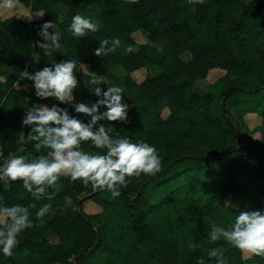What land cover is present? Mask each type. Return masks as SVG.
Here are the masks:
<instances>
[{"label":"trees","instance_id":"1","mask_svg":"<svg viewBox=\"0 0 264 264\" xmlns=\"http://www.w3.org/2000/svg\"><path fill=\"white\" fill-rule=\"evenodd\" d=\"M21 1L44 15L26 21L0 14L2 156L35 158L46 151L37 152L35 142L26 140L31 126L23 118L44 99L21 73L75 59L79 85L73 104L52 98V105L88 122L90 117L74 111V103L91 105L101 98L90 91L91 78L102 80L104 91L120 86L129 105L128 121L101 123L112 135L154 145L162 165L155 175L127 178L117 198L62 177L53 200H35L22 181H0V206L36 205L30 208L35 226L19 235L11 257L0 251V264H215L207 253L219 247L227 264H264V257H243L223 239L209 238V219L228 228L240 211L264 210V0ZM76 14L99 22V31L74 37L68 27ZM46 21L61 31V48L51 56L36 43L42 41L38 32ZM136 30L145 34L138 45L132 35ZM114 38L121 41L115 52L95 55L102 40ZM128 47L131 53L125 51ZM182 53L189 57L183 59ZM34 55L40 56L39 63ZM149 65L159 66L160 72L139 80L133 76ZM116 66L120 73L113 72ZM214 67L224 73L204 93L195 91L196 79ZM247 113L258 114L261 122L249 128ZM255 131L258 137L252 136ZM21 135L24 143L17 142ZM82 147L101 151L90 142ZM227 191L238 197L237 207L225 204ZM65 197L72 198V206L65 205ZM87 198L100 210L86 212ZM46 203L52 207L40 225L35 212ZM5 220L0 213V222Z\"/></svg>","mask_w":264,"mask_h":264},{"label":"clouds","instance_id":"2","mask_svg":"<svg viewBox=\"0 0 264 264\" xmlns=\"http://www.w3.org/2000/svg\"><path fill=\"white\" fill-rule=\"evenodd\" d=\"M136 3L137 0H129ZM203 3V0H196ZM6 8L16 7L15 0H3ZM44 13L37 14L42 17ZM100 24L91 17L82 14L73 16L68 31L76 38H82L89 33L99 31ZM49 29H53L50 32ZM38 35L42 41H37L39 48L43 49L45 56L61 48V31L54 21H46L41 26ZM121 46L119 38L111 41L104 39L95 50L98 57H106ZM131 53L133 49L125 50ZM33 59L39 63L40 56ZM79 62L75 59L61 60L30 73L27 70L21 73L22 78L34 82L36 96L41 99L55 98L62 104H73L74 90L79 85L77 69ZM96 96L101 97L91 105L74 103V111L90 117L88 122L78 116L69 114L65 107L59 104H34L29 108L23 118L24 125L31 126L26 140L35 142L37 152L46 150L35 158L26 155H15L0 162V181L20 180L24 189L35 200L42 198L51 201L60 192L62 177L72 181H82L87 186L98 190L107 189L112 198L121 195V188L126 187L130 177L155 175L161 171L162 157L157 148L144 141L133 142L131 138L112 135L101 121L127 122L129 105L123 102L124 89L120 86H111L104 91L99 85L103 81L92 77L89 82ZM105 111H101V107ZM18 143H24L25 137L21 135ZM90 142L98 152L85 151L82 145ZM51 189L52 191H49ZM65 205L72 206L71 197H65ZM29 206L13 205L0 206L6 220L0 222V251L6 257L13 255L18 246L19 235L26 229L34 227ZM51 203L43 204L35 212L39 224L44 223V217L49 213ZM212 242L223 239L233 247L257 256L264 257V210H242L228 227L214 226L209 233ZM190 248L198 245L189 244ZM208 256L215 258V264H227L223 252L212 248ZM203 264V261L200 262Z\"/></svg>","mask_w":264,"mask_h":264},{"label":"rangeland","instance_id":"3","mask_svg":"<svg viewBox=\"0 0 264 264\" xmlns=\"http://www.w3.org/2000/svg\"><path fill=\"white\" fill-rule=\"evenodd\" d=\"M244 1L247 2L248 0H244ZM15 3H16V7L9 9L3 5V2H0V14H1V16L5 17V16L15 14V15L22 17L26 21H33V20H36L38 18H41V17H38L37 14L43 13L42 10L32 11L31 8L28 5H26L25 3H23L21 0H15ZM132 35L136 41V45L145 41V34H144V32H142L140 30L134 31L132 33ZM188 57H189L188 53H182L183 59H187ZM82 67L85 70L87 69V65H82ZM160 70H161L160 67L157 65L144 66L140 69H136L133 72V76L139 80V79L143 78L144 76H146L147 74L148 75H155L158 72H160ZM121 71H122V69L120 66H116L113 68V72L116 74L120 73ZM223 73H224V70L219 68V67L212 68L208 72V74L205 78H202V80L199 82H194L195 91H197L199 93H204L207 90V88L211 84H213ZM26 87L30 88L31 86H26ZM161 101L163 102V100H161ZM40 104H47L48 106H52V98L50 97V98L44 99ZM166 113H167V109L164 106V108L162 109V114L165 115ZM244 121H245V124L249 128H252V127L256 126V124L261 122V118L256 113H247L244 115ZM252 136L258 137L259 131L253 132ZM0 150H1V148H0ZM9 158H11V157H9ZM9 158L3 157L0 154V162H3ZM105 190L106 191H102V195L105 198H109L111 196V193L109 191H107V189H105ZM224 202L229 207H237L239 204V199L234 192L227 191L224 195ZM83 208L86 212H95L99 209V206L97 205V203H95V201H93L90 198H87L83 201ZM209 221L213 227L216 226L212 219H209ZM219 250L221 252H223V247H219ZM251 254L252 253H249L246 251L242 252L243 257H249V256H251Z\"/></svg>","mask_w":264,"mask_h":264},{"label":"crops","instance_id":"4","mask_svg":"<svg viewBox=\"0 0 264 264\" xmlns=\"http://www.w3.org/2000/svg\"><path fill=\"white\" fill-rule=\"evenodd\" d=\"M202 79H196V81L195 82H199V81H201ZM106 191V190H105ZM54 264H57V263H54Z\"/></svg>","mask_w":264,"mask_h":264},{"label":"water","instance_id":"5","mask_svg":"<svg viewBox=\"0 0 264 264\" xmlns=\"http://www.w3.org/2000/svg\"><path fill=\"white\" fill-rule=\"evenodd\" d=\"M222 104L224 105V99H222Z\"/></svg>","mask_w":264,"mask_h":264},{"label":"built area","instance_id":"6","mask_svg":"<svg viewBox=\"0 0 264 264\" xmlns=\"http://www.w3.org/2000/svg\"><path fill=\"white\" fill-rule=\"evenodd\" d=\"M1 151V150H0ZM0 154H1V152H0ZM2 155V154H1Z\"/></svg>","mask_w":264,"mask_h":264}]
</instances>
